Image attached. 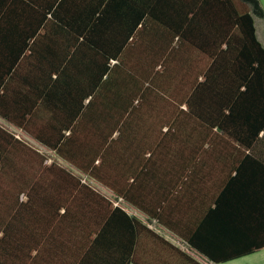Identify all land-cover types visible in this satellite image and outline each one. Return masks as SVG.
Instances as JSON below:
<instances>
[{"label":"trees","instance_id":"1","mask_svg":"<svg viewBox=\"0 0 264 264\" xmlns=\"http://www.w3.org/2000/svg\"><path fill=\"white\" fill-rule=\"evenodd\" d=\"M255 18L264 37L260 0H0V264L47 244L52 264L264 248ZM84 227L69 260L61 232Z\"/></svg>","mask_w":264,"mask_h":264},{"label":"crops","instance_id":"2","mask_svg":"<svg viewBox=\"0 0 264 264\" xmlns=\"http://www.w3.org/2000/svg\"><path fill=\"white\" fill-rule=\"evenodd\" d=\"M261 4H262V6L264 8V4L262 2H261ZM256 22H257L256 19H254L256 36H257L258 40L264 46V43L259 38V35L261 37L263 36V25H262V28H260L261 33H258ZM0 123H2L5 127H7V124L1 119H0ZM9 127H11V126H9ZM30 141H32V140H30ZM102 210L105 211V209L102 208V209H99V212H101ZM92 219H93V217H92ZM93 220H96L97 223L103 224L104 221H105V218H104L103 215H101V216L97 215V216L94 217ZM85 230H86L85 227L81 228L78 232L77 231L75 232V235L73 233H70L69 231H62L61 232L62 238L65 239V245H64V248L62 250H60V251H62L64 254H69V256H68L69 260L72 259L73 255H75V257L76 256L80 257V256L84 255L83 254L84 252L87 251L88 245H89L90 242L88 243V240H86V238H85V236L87 234V232ZM51 233H52L51 229L50 230H45L44 231V236L46 237V236H48ZM94 237H95V232H93V234L91 235V239H93ZM69 248H72L74 250H68ZM54 250H55V248H53L51 245H49V244L45 245L43 247V251L40 253V256H44V257L42 259H40V260H37V262L36 261H31V262H29V264H52L53 263V259L55 257L54 253H57V251H54ZM34 253H35V251H32V254H34ZM75 261H77V259L74 260L73 263Z\"/></svg>","mask_w":264,"mask_h":264},{"label":"rangeland","instance_id":"3","mask_svg":"<svg viewBox=\"0 0 264 264\" xmlns=\"http://www.w3.org/2000/svg\"><path fill=\"white\" fill-rule=\"evenodd\" d=\"M260 2H262L264 4V0H261ZM256 19V24H257V31L258 33H261L260 28H262L263 25V21L261 19L255 18ZM259 38L261 39V41L264 43V38L263 36L261 37L259 35ZM9 129L11 127L7 126ZM35 145V147L37 146L41 151H44L45 153L49 154V151H46L44 148L40 147L38 144L31 142ZM97 188H99L101 191H103L104 193L108 194L109 191L107 189H104L101 186L96 185ZM153 226V225H152ZM161 232V230H159ZM163 232V231H162ZM165 233V232H163ZM167 234V233H165ZM170 240H172L175 244L179 245L181 248H185V246L183 245L182 242H180V240H178L176 237L174 238L171 234H167L166 235ZM208 264H264V248L260 249V250H256L253 253L229 260V261H225V262H219V263H208Z\"/></svg>","mask_w":264,"mask_h":264}]
</instances>
